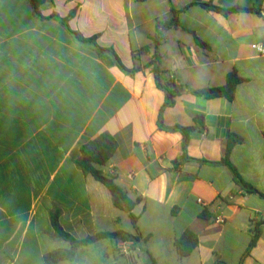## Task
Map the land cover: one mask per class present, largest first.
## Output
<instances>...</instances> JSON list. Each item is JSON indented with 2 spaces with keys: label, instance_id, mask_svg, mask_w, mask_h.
<instances>
[{
  "label": "crops",
  "instance_id": "crops-1",
  "mask_svg": "<svg viewBox=\"0 0 264 264\" xmlns=\"http://www.w3.org/2000/svg\"><path fill=\"white\" fill-rule=\"evenodd\" d=\"M209 2L255 11L223 15L202 7ZM39 12L30 0H0V264H46L47 253L69 248L56 236L54 213L77 239L138 235L141 260L264 264V223L244 255L264 220V196L247 192L220 163L234 134L230 162L264 193V54L253 47L264 46V0H45ZM158 21L166 25L157 48ZM115 55L137 70H123ZM155 62L163 82L175 75L187 88L161 116L164 127L195 126L187 160L183 134L159 126L166 96ZM233 70L243 81L232 100L191 92L223 86ZM103 133L118 146L96 167L134 201L136 226L78 165L82 145ZM187 229L198 246L181 259L174 239ZM117 241L82 246L58 264H96Z\"/></svg>",
  "mask_w": 264,
  "mask_h": 264
},
{
  "label": "trees",
  "instance_id": "trees-1",
  "mask_svg": "<svg viewBox=\"0 0 264 264\" xmlns=\"http://www.w3.org/2000/svg\"><path fill=\"white\" fill-rule=\"evenodd\" d=\"M32 4L34 5L35 12L41 16L39 12V6L42 2L45 0H30ZM202 7L209 11H214L221 13L223 15H228L232 12H252L255 11L254 8H246L241 6H236L232 8H223L217 5H214L213 3H201ZM179 11H176L174 8L171 9L172 15H174V22L175 21V15ZM166 24L162 23L161 21L157 22V28L156 32L153 35V42L158 48L161 40H162V33H161V27H164ZM174 25H177V23H174ZM77 37L81 40H86L82 36H80L77 32H75ZM196 41L200 44H203L205 46V43H203L199 38L196 37ZM97 49L100 53L106 52V51H112L110 49H105L102 47L97 46ZM113 52V51H112ZM116 56V55H115ZM116 60L119 64V66L129 72H134L137 70V67L133 69H127L117 58ZM154 73H155V79L156 84L158 88L163 90L165 92V102L160 110V116H159V126L160 128H165L172 131H180L183 134V141H182V149H183V160L189 159L186 155L187 146L190 140V132L195 129V126H181V125H175L173 127H164L162 124V113L167 107L173 106L176 102V97L184 93V91L187 90V88H184L181 83L176 84L174 80L170 79L166 82H163L160 77V66L157 62L154 63ZM243 81V78H241L235 70L231 71L227 75L226 83L223 86L218 87H209L202 90H191V92L197 96H202L205 98H216V97H225L229 100H232L234 98V92L237 84ZM203 118V117H202ZM199 117L196 118V122H198ZM239 138L235 136L234 134H230L228 138V145L227 150L224 158L220 163L228 166L233 174L234 181L240 185L243 189H245L249 193H257L261 196H264V193L259 192L254 187L246 183L241 175L239 174L236 167L230 162L229 156L230 152L233 148V146L238 142ZM117 142L114 139L112 135L109 133H103L96 137L93 140H90L86 143H84L81 147V157L78 160V165L80 168L86 173L91 174L96 180L102 182L106 187L109 189L112 195L113 203L116 207L126 210L129 213V216L131 218L132 223L136 226L137 223V216L133 213V207H134V201L130 199V197L126 194V192L123 190L121 186H119L112 178L107 177L104 175V173L96 167V164H106L110 158L113 156L117 149ZM194 161H197L199 163H215L213 161L205 160V159H192ZM204 217H207V214L203 213ZM264 223L263 221H256L253 228V235L251 238V241L246 249V252L244 255H247L250 253L251 249L256 245L258 238L261 235V229L260 225ZM52 225L55 230L56 236L60 239L66 240L70 243L69 248H58L55 250H52L51 252L47 253L44 257V260L46 264H58L61 261L64 260H73L76 257L78 248L82 246H88L90 244H93L101 239L109 238L117 241L118 239H134L135 241H138L139 236L138 235H132L130 233H126L123 231H115V232H98L94 235L87 236L85 238L77 239L74 236H72L70 233L66 232L63 227L61 226L59 222V214L54 213L52 215ZM174 245L177 249V252L180 256V258H184L188 255H190L198 246V236L194 231L191 229L185 230L179 237H176L174 239Z\"/></svg>",
  "mask_w": 264,
  "mask_h": 264
},
{
  "label": "built area",
  "instance_id": "built-area-1",
  "mask_svg": "<svg viewBox=\"0 0 264 264\" xmlns=\"http://www.w3.org/2000/svg\"><path fill=\"white\" fill-rule=\"evenodd\" d=\"M253 47L258 51L259 54H264V46L255 43ZM170 79L174 80L176 84H179L177 77L175 75H171ZM200 202H202L200 200ZM224 216L218 215L216 217V221L219 223H224ZM117 251L120 255L126 256L131 263L141 261V256L139 253V247L137 242L134 239H119L116 243Z\"/></svg>",
  "mask_w": 264,
  "mask_h": 264
},
{
  "label": "rangeland",
  "instance_id": "rangeland-1",
  "mask_svg": "<svg viewBox=\"0 0 264 264\" xmlns=\"http://www.w3.org/2000/svg\"><path fill=\"white\" fill-rule=\"evenodd\" d=\"M105 255L103 260L98 259L96 264H173L169 259L157 257L153 260L150 257L143 258L138 262L131 263L126 256L120 255L114 248L112 250L106 251L104 250ZM108 252V253H107ZM175 264V263H174Z\"/></svg>",
  "mask_w": 264,
  "mask_h": 264
}]
</instances>
